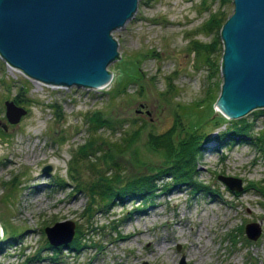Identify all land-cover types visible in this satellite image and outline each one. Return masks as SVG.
<instances>
[{
    "label": "rangeland",
    "instance_id": "374dc122",
    "mask_svg": "<svg viewBox=\"0 0 264 264\" xmlns=\"http://www.w3.org/2000/svg\"><path fill=\"white\" fill-rule=\"evenodd\" d=\"M220 10L228 15L232 1L136 0L132 15L111 31L118 55L107 64L111 77L102 87L37 83L0 57V226L6 234L16 230L0 242V264H264V195L252 187L264 181V154L254 137L264 132V110L236 117L250 122L248 137L212 139L229 119L213 104L221 42L210 53L214 64L190 49L192 38L211 40L215 29L200 24ZM12 96L25 112L7 122L3 100ZM197 100L194 114L178 112L179 104ZM177 113L176 129L191 123L204 133L192 174L209 189L192 192L186 183L159 189L171 182L162 177L143 196L108 205L95 197L88 206L85 185L96 172L112 166L128 177L162 165L147 134L166 130ZM91 115L115 127H94L86 119ZM136 129V141L113 153L112 144ZM91 137L83 156L78 146ZM46 164L50 169L41 171ZM217 174L239 177L241 189H229ZM62 220L73 223L70 238L53 245L55 254L38 250L47 240L43 227ZM249 221L260 227L254 239L243 232ZM72 237L77 247L67 246Z\"/></svg>",
    "mask_w": 264,
    "mask_h": 264
},
{
    "label": "water",
    "instance_id": "95a60500",
    "mask_svg": "<svg viewBox=\"0 0 264 264\" xmlns=\"http://www.w3.org/2000/svg\"><path fill=\"white\" fill-rule=\"evenodd\" d=\"M231 1L232 10L218 30L221 82L213 104L236 118L264 107V0ZM135 5L136 0H0V57L48 85L102 87L111 77L106 66L118 55L111 31L132 15ZM3 106L7 122L25 112L12 99H4ZM49 169L48 164L41 167ZM217 177L229 189H241L239 177ZM72 225L62 220L44 226L47 241L65 243ZM259 230L255 221L243 226L248 238Z\"/></svg>",
    "mask_w": 264,
    "mask_h": 264
},
{
    "label": "trees",
    "instance_id": "16d2710c",
    "mask_svg": "<svg viewBox=\"0 0 264 264\" xmlns=\"http://www.w3.org/2000/svg\"><path fill=\"white\" fill-rule=\"evenodd\" d=\"M227 15L223 11H214L209 13L208 17L200 24V29L204 31H210L211 29H215V34L211 38L210 41L202 42L195 38L190 39V49L195 51L193 54H199L202 56V62H206L208 64L213 63L214 61L210 59V53L214 49L215 45L218 42V30ZM216 65V62H215ZM219 63L217 64V67ZM139 72L136 70L132 72L133 74H138ZM131 77V76H130ZM134 76H132L133 78ZM169 81V80H168ZM171 81L168 82V85ZM19 89L23 92L27 90V87L24 84L19 85ZM207 96V95H206ZM12 99L15 103H18V98L12 96ZM204 99V98H202ZM200 99V100H202ZM198 101H194L190 105H182L179 104L181 109L178 108V112L187 114L193 113L192 108L197 107L199 105ZM207 104V102H206ZM208 105L209 102H208ZM208 105H205L207 107ZM264 110V108H260ZM97 111H94L95 114ZM198 112L195 115H199ZM201 115V114H200ZM94 127L106 126L109 128H114L115 126L103 119L102 117L97 119V117L91 115L86 118ZM104 121V122H103ZM179 121V114L177 113L173 117L172 124L164 131L159 133H148L147 140L150 146L154 149L160 150L161 157H162V165L154 168H150L148 171L140 172L132 176L122 177V174L115 169V167L108 166V170H104L102 173L96 172V175L93 179L88 181L85 185V188L88 189L89 193V203H94V198L97 197L101 204H109L111 200L116 197L122 198L127 195L131 196H143L148 191L152 190L153 185H155L156 180H160L162 177H168L171 179L169 183H163L160 188H168L172 187L178 183H186L191 187L192 192L204 186L200 181L196 180L193 176V171L195 170L196 166V155L200 152L204 133L201 132L200 134L197 133L196 124H189L187 128L183 129V126L180 124L179 130L176 129L175 123ZM187 123V122H186ZM215 125V124H214ZM93 126V125H92ZM251 129L250 122H248L245 118H229L227 124L224 127V130L217 133L216 136L212 139L224 140V139H239L240 137H248L249 132ZM139 129L132 130L131 132L123 133L120 139L112 144L113 145V153L114 152H123L127 149L133 141H136L138 136ZM178 130V132H177ZM181 130H183L181 132ZM1 132L2 129H1ZM173 135L177 138L174 139ZM261 144L260 149L262 150V154H264V132L259 135L254 136ZM208 138V137H207ZM94 142V138H88L86 142L78 146V151L81 155H85L84 146L90 147ZM133 152H135L134 148H132ZM134 155V154H133ZM107 157L111 159V154L107 153ZM90 164V163H89ZM258 185L252 184V187L256 188L258 194L264 195V181L259 180ZM251 184V183H250ZM251 186V185H250ZM80 184L76 183L74 185V190H79ZM1 234H0V242L4 241L7 238H11L16 233V230L10 229L9 232L6 234L4 233L3 228L0 226ZM79 231V230H78ZM77 234H81L80 231ZM79 236V235H78ZM80 244L78 240L72 239L68 242V247H77ZM48 247L51 249V253H56L57 246H53L47 240H44L42 246L39 247L38 250ZM38 250L36 252H38Z\"/></svg>",
    "mask_w": 264,
    "mask_h": 264
},
{
    "label": "bare ground",
    "instance_id": "6f19581e",
    "mask_svg": "<svg viewBox=\"0 0 264 264\" xmlns=\"http://www.w3.org/2000/svg\"><path fill=\"white\" fill-rule=\"evenodd\" d=\"M8 66L10 67L11 65H9V64H8ZM11 68H13V69H14V67H13V66H11ZM33 81H34V82H37V83H38V82H40L39 80H36V79H33ZM261 108H263V107H261ZM8 162H11V160H9Z\"/></svg>",
    "mask_w": 264,
    "mask_h": 264
}]
</instances>
